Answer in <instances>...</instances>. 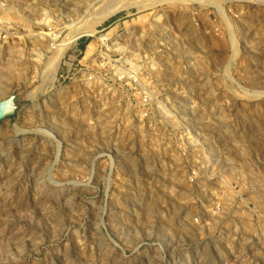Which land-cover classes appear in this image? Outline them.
Instances as JSON below:
<instances>
[{
  "label": "rangeland",
  "instance_id": "obj_1",
  "mask_svg": "<svg viewBox=\"0 0 264 264\" xmlns=\"http://www.w3.org/2000/svg\"><path fill=\"white\" fill-rule=\"evenodd\" d=\"M0 105V264H264V0H0Z\"/></svg>",
  "mask_w": 264,
  "mask_h": 264
},
{
  "label": "bare ground",
  "instance_id": "obj_2",
  "mask_svg": "<svg viewBox=\"0 0 264 264\" xmlns=\"http://www.w3.org/2000/svg\"><path fill=\"white\" fill-rule=\"evenodd\" d=\"M109 12H110V11H109ZM107 13H108V12H104V13L101 14L98 18H100V20L103 19L104 16L107 15ZM98 18H97V19H98ZM97 19H95V20H97ZM92 23H93V22H92ZM95 23H97V21H96ZM88 28H89V27H88ZM87 31H88V29H86V31H85L84 29H82V30L80 31L81 33L79 32V33H77V34H75V35H76V36H79V34H82L83 32H84V33H87ZM90 31H91V30H90ZM90 31H88V32L90 33ZM89 33H87V34H89ZM75 35H74V37H76Z\"/></svg>",
  "mask_w": 264,
  "mask_h": 264
},
{
  "label": "water",
  "instance_id": "obj_3",
  "mask_svg": "<svg viewBox=\"0 0 264 264\" xmlns=\"http://www.w3.org/2000/svg\"><path fill=\"white\" fill-rule=\"evenodd\" d=\"M1 106V105H0ZM1 109V108H0ZM4 117L3 111H0V120Z\"/></svg>",
  "mask_w": 264,
  "mask_h": 264
}]
</instances>
